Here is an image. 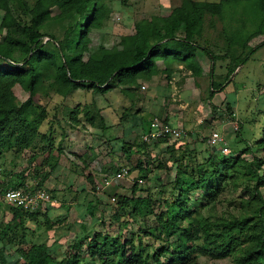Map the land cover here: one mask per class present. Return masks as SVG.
<instances>
[{
	"label": "trees",
	"instance_id": "obj_1",
	"mask_svg": "<svg viewBox=\"0 0 264 264\" xmlns=\"http://www.w3.org/2000/svg\"><path fill=\"white\" fill-rule=\"evenodd\" d=\"M113 1L36 0L31 6L26 0H0V31L6 30L0 42V159L7 153L20 158L29 151V163L36 165L34 172L6 170L0 189L27 187L31 177V189L45 188L47 179L59 169L65 147L57 142L53 129L41 130L49 110L38 98L40 94L68 98L80 89L105 94L121 88L132 101L120 117L122 126L131 121L130 130L123 126L125 137L145 124V110L136 107L135 101L142 83L160 76L171 81L178 67L198 78L203 75L201 59L205 57L211 64L208 96L212 101L233 81L240 66L264 46V41L256 47L250 45L264 35V0H191L166 14L137 21L133 33L108 48L96 36L104 37ZM55 6L60 13L52 16ZM208 15L223 24L224 54L210 49L203 40ZM50 21L68 23L61 37L43 31L51 26ZM17 86L29 93L26 101L18 100ZM233 108L227 101L230 119ZM69 115L73 127L84 125L83 118L93 127L110 128L95 104H79ZM141 141L137 152L153 163L139 159L135 165L139 178L131 194L119 195L112 217L121 225L117 234L82 224L80 231L73 232L74 243L59 257L54 245L28 238V224L53 230L59 222L69 229L66 219L53 222L48 213L0 202V210L2 205L8 206L12 214L7 223L0 220V264H8L7 245H17L12 255L15 264H200L204 256L213 261L230 258L232 264H264V157L255 156L250 162L243 158L244 151L239 155L234 150L215 153L208 144L204 151L186 137L161 139L162 151H150L151 145ZM260 151L264 152V137ZM87 168L84 165V171ZM156 171L175 173L168 183L158 178V185L141 187L140 182L150 180ZM94 173L92 169L87 172V180L98 191ZM243 179L247 182L244 194L227 199L226 185L237 190ZM49 192L54 199V191ZM219 207L228 210L219 213ZM96 209L90 202L88 213L99 224L102 219L97 218ZM139 220L145 226L125 238L122 228Z\"/></svg>",
	"mask_w": 264,
	"mask_h": 264
},
{
	"label": "rangeland",
	"instance_id": "obj_2",
	"mask_svg": "<svg viewBox=\"0 0 264 264\" xmlns=\"http://www.w3.org/2000/svg\"><path fill=\"white\" fill-rule=\"evenodd\" d=\"M26 1L32 6L36 0ZM190 1L114 0L111 18L105 24L103 30L104 37L102 39V35L100 34L101 40L100 35H97L96 38L104 42L108 48H111L118 44L122 36L135 31V23L137 21L151 18L155 15L166 14L177 7L189 4ZM20 12L22 11L20 10ZM59 13L60 9L57 6L52 8V16ZM2 14L3 12L0 10V16ZM27 20L24 17V22H27ZM50 22H52L51 26L43 29L45 33H53L61 37L63 31L68 28V23L64 25V23L60 24L57 21ZM5 36L6 30L0 31V42ZM48 39V37L45 38L46 41ZM203 40L215 52L223 54L226 52L227 43L223 35V24L219 18H213L211 15L206 17ZM263 41L264 35L254 41L253 45H257ZM203 59L205 58L203 57ZM204 62L206 71H208L210 69V61L205 59ZM240 68L242 70L237 72L232 78L233 81L222 91V94L218 96L219 98L216 99V101L222 103L221 106H216L209 100L208 90L210 83L208 79L194 78V76L191 78L186 70L178 67L173 75L175 79H171L173 83L162 76L155 78L153 82L142 83L140 90L135 93L136 107H139L140 103L145 100L152 99L153 101L158 98L161 101L160 103H164V105H161L164 109L158 111L159 113L155 114V116L151 115V117L157 116L161 120L164 119L163 117L167 111L165 108L171 105L173 111H178V116L179 113L183 112L180 116L188 123L185 127H182L187 132L186 138L192 140L193 146L205 151L209 147L202 141V137L212 130H219L225 134V144L231 151L234 150V154L239 155L240 151H244L242 153L243 158L250 162L254 161L255 156L263 158L264 152L260 151V141L264 137V47L259 48ZM195 79H197L196 82ZM198 79L200 82H198ZM189 82L191 85L190 89L187 92L184 91L185 93L181 95L182 89H186ZM15 94L21 102L29 98V93L20 86L15 88ZM38 98L41 99V102L49 110L48 119L43 124L41 130L48 131L53 129L57 142L62 143L65 147L64 153L61 155L59 169L47 181L53 187L47 186V183L45 185L46 189L54 191V200L59 201V204L53 201L51 203L53 205H48L47 208L40 210V212L48 213L53 222L66 219L67 223L71 225L72 232H70V228H67L69 226H61L59 222H57L53 230H48L44 226H37L36 223L30 222L28 224V238L36 243L45 242L49 245H54L57 256L63 257L69 245L74 243L75 234L73 232L80 231V225L82 224L95 228L96 231L108 232L112 235L120 231V222L112 218L117 210L118 197L121 194H131V188L139 178L138 170L135 169V165L139 159L150 163H153V160L146 156L141 157V154L137 152L142 141L140 140L141 135L136 133L135 130L128 131V135L124 137V128L120 124V117L123 115L125 109L131 107L132 101L130 97L122 93L121 88L116 87L105 94L94 90L80 89L68 98L58 96L43 98L41 94ZM227 101L235 105L233 112L237 115L236 117L242 126L240 133H236L234 125L229 123L232 120L229 118L227 112ZM79 104L83 107L95 104L101 110V114L110 128L103 130L100 125L93 127L83 118L84 125L80 124L73 127L69 123V114ZM182 105L185 106L182 107ZM214 107H218L220 110L214 112ZM199 119H201L202 123L197 126ZM205 124L207 126L203 128ZM196 128L198 130H195ZM158 142L150 144L149 150L156 148V151H162L164 144H159ZM124 145L125 147L123 148ZM157 145L159 146L156 147ZM247 147L250 150L246 151ZM209 150L220 153L213 147H210ZM31 156L32 154L29 151L25 152L20 158H15L11 153L5 154L0 159V179H2L1 175L6 170L19 173L25 169H30L34 172L36 165L29 163ZM84 165H88L87 171H84ZM124 167L132 169V173L105 190L95 191L87 180V172H91L92 169L95 172L96 182L100 183V185L97 184V187H104V180L107 177H112L118 170ZM174 173L170 175L166 171H156V173L152 174L150 180L141 181L140 186L145 189L156 186L158 185L156 182L158 178L164 181V183H168L174 177ZM65 174L66 177L63 178ZM80 177H85L84 184H80L82 182ZM28 181L33 184V177L29 178ZM246 183L245 179H243L237 190L231 185H226V198L232 200L241 197L246 191ZM143 194L146 193L143 192ZM113 197L116 198L114 202L112 200ZM90 202L97 206L96 216L102 219V222L99 224L94 223L93 218L88 213ZM226 210H228L226 207H219V213H224ZM11 217L10 208L2 205L0 210L1 223H7ZM152 222L153 220L150 219L148 223L152 224ZM144 226V220L131 222L127 228H122V234L125 238L129 237L131 232H136L139 227ZM1 245L3 244L0 242ZM7 248L6 257L8 264H15L14 256L12 257V255L15 253L17 245H7ZM200 264H232V260L227 258L213 261L204 256L200 258Z\"/></svg>",
	"mask_w": 264,
	"mask_h": 264
},
{
	"label": "built area",
	"instance_id": "obj_3",
	"mask_svg": "<svg viewBox=\"0 0 264 264\" xmlns=\"http://www.w3.org/2000/svg\"><path fill=\"white\" fill-rule=\"evenodd\" d=\"M236 116L237 115L234 114L233 119H231L232 121L229 122L234 125L235 132L240 129V122ZM182 137H187V132H185L182 127L165 123L158 117L151 120L148 131L141 135V139L148 144H153L160 141L161 139H169L170 141H174L181 139ZM202 140L210 147L220 151L222 154L230 152V148L225 144L226 136L222 131L212 130L211 132L205 134L202 137ZM129 170L130 169L124 167L112 177H107L104 180V187L99 186L98 190H105L114 183L123 180L130 174ZM32 185L33 184L30 183L27 187L15 189L9 188L5 190L0 189V202L15 207H21L32 212L47 208V206L53 201L55 202L48 189H31ZM112 200L114 202L116 201V198L113 197Z\"/></svg>",
	"mask_w": 264,
	"mask_h": 264
},
{
	"label": "crops",
	"instance_id": "obj_4",
	"mask_svg": "<svg viewBox=\"0 0 264 264\" xmlns=\"http://www.w3.org/2000/svg\"><path fill=\"white\" fill-rule=\"evenodd\" d=\"M259 38V37H258ZM258 38H255L252 42H251V46L252 47H256L257 45H259L260 43H258L257 45H253V42L254 41H256ZM255 44V43H254ZM264 46H262V47H260V49L261 48H263ZM259 50V49H258ZM257 50V51H258ZM256 51V52H257ZM255 52V53H256ZM254 55V54H253ZM205 58V57H204ZM205 59H207L208 60V58H205ZM205 59H201V62H202V64H203V75L202 76H200V77H198V78H205V80L206 79H208V81H209V83H210V80H209V77H208V73H209V71H210V69H208V71H206V68H205ZM211 65V64H210ZM179 68H182V67H179ZM184 70V69H183ZM240 70H242V68H239V70L237 71V72H239ZM186 72L188 73V75H190V77L191 78H193L192 76H194L193 75V73H192V71H190V70H186ZM237 73H235L232 77H231V79L236 75ZM194 78H195V76H194ZM172 79H175L174 77L172 78ZM196 80L197 79H195V82H196ZM171 83H173V81H170ZM198 82H200V80L198 79ZM190 82L188 83V85H187V88L186 89H182V91H181V95L182 94H184L185 92H187V90L188 89H190ZM208 87H209V85H208ZM177 88V87H176ZM185 91V92H184ZM220 94H222V91H219V92H217L216 93V95L214 96V98H213V100L211 101V103H214L216 106L218 105V106H221L222 105V103L221 102H219V101H216V99H218L219 97V95ZM223 97V96H222ZM224 98V97H223ZM224 100H225V98H224ZM223 100V101H224ZM161 101L157 98V99H154L153 101H152V99L150 100H145L144 102H141L140 103V106H139V108H143L144 110H145V112H144V117H145V124H143V125H141L142 127H140L139 129H137V127L136 128H134V130L136 131V133H138L139 135H142L143 133H145V132H147V130H148V128H149V125H150V122H151V120L152 119H154V118H156V117H151V115H153V116H155V114L157 115L159 112L158 111H160V110H163L164 109V107H161V105H164V103H160ZM172 106V105H171ZM171 106H168V107H166L165 109L167 110L166 111V114H165V116L163 117L164 119H162L165 123H168V124H171V125H174V126H179V127H185V125L188 123V122H185V120H183V118H182V116H180V115H182V113L183 112H181V113H179V116H178V111L176 112V111H173L172 110V107ZM185 106V105H184ZM183 105H182V107H184ZM232 106L234 107L235 105H233L232 104ZM218 108V107H217ZM218 110H220V108H218ZM149 115V116H148ZM178 117H177V116ZM201 119H199L198 121H197V126L198 125H200L202 122L200 121ZM189 121V120H188ZM226 124V123H225ZM124 126V128H127L128 130H130V128H131V122L129 121V122H125V125H123ZM207 126V124H205L204 126H203V128H205ZM182 127V128H183ZM195 130H198L197 128L195 129ZM135 133V134H136ZM140 140H141V136H140ZM156 151V150H155ZM65 172V171H64ZM63 174V173H62ZM52 176V175H51ZM50 176V177H51ZM70 176H72V175H70ZM49 177V178H50ZM64 177H66V174L65 175H63V178ZM48 178V179H49ZM81 178V181L82 182H80V184L82 183V184H84L85 183V177H80ZM48 179H47V181H48ZM84 180V181H83ZM46 181V183H47V186H49V187H53L49 182H47ZM101 183H103V182H101ZM98 184H100V183H98ZM46 185V184H45ZM56 188V187H55ZM54 188V189H55ZM55 202H57V204H59V201H55ZM56 204V203H55ZM51 205H53V204H51Z\"/></svg>",
	"mask_w": 264,
	"mask_h": 264
}]
</instances>
